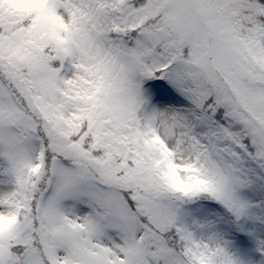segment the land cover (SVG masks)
Instances as JSON below:
<instances>
[{"label": "snow or ice", "instance_id": "6c2138e0", "mask_svg": "<svg viewBox=\"0 0 264 264\" xmlns=\"http://www.w3.org/2000/svg\"><path fill=\"white\" fill-rule=\"evenodd\" d=\"M0 264H264V0H0Z\"/></svg>", "mask_w": 264, "mask_h": 264}]
</instances>
